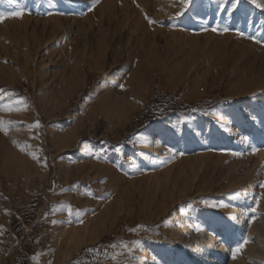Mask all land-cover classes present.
Segmentation results:
<instances>
[{"label": "rangeland", "instance_id": "374dc122", "mask_svg": "<svg viewBox=\"0 0 264 264\" xmlns=\"http://www.w3.org/2000/svg\"><path fill=\"white\" fill-rule=\"evenodd\" d=\"M17 4L22 16L0 22V105L27 108L0 111L14 122L0 131V264H257L264 8L0 0V13Z\"/></svg>", "mask_w": 264, "mask_h": 264}, {"label": "snow or ice", "instance_id": "6c2138e0", "mask_svg": "<svg viewBox=\"0 0 264 264\" xmlns=\"http://www.w3.org/2000/svg\"><path fill=\"white\" fill-rule=\"evenodd\" d=\"M98 0H93V4L97 3ZM192 0H180V4H181V8L180 11H178L175 15L176 17H179L181 15H183L184 11L187 10V8L190 6ZM252 3H254L256 5V7L259 8H264V3L259 2V0H251ZM23 14V8H21L18 4L15 7V10L13 11H8V12H3L0 13V22H2L5 18H19L21 17ZM147 18V17H146ZM150 23H153V21L149 20ZM216 29H213V31H215ZM224 31H228L227 28L224 29ZM123 87V86H121ZM27 108V104L22 100V99H17L14 101H11L9 103L6 104H2L0 105V111H6V112H11V111H22V110H26ZM193 111H195V109H193ZM14 124L13 121H5L3 119H0V131L4 132L5 134H7L9 127L12 126ZM39 122L37 121L35 124L32 125H28V127L31 128H38ZM13 143H16V141H13ZM18 147H20V145H17ZM30 147V146H27ZM24 150V147H21V151ZM118 150V149H117ZM171 151V150H169ZM253 151H258V149H253ZM30 155H32L33 159H37V156L35 153H29ZM234 155H239V153H233ZM261 187L264 188V182H261ZM88 195H91V193H88ZM205 203H209L207 201H205ZM259 203H260V197L256 198V204L253 207L249 208V212L254 214L252 215L251 219L249 220V223H251L252 221H254L256 219L257 216L264 214V213H260L258 211V207H259ZM212 206H218L213 204ZM222 206V205H219ZM69 214L71 215L72 213V209L69 207L68 209ZM76 215L80 216L81 212L80 211H76ZM143 227V226H140ZM134 230V229H133ZM251 240V237L249 236H244L241 238V240H239L236 245L231 249V255L232 258L235 259L245 248V245L248 244ZM113 247H115V245H113ZM122 247L127 248V244H123ZM131 249H129L130 251ZM115 258V257H113Z\"/></svg>", "mask_w": 264, "mask_h": 264}, {"label": "bare ground", "instance_id": "6f19581e", "mask_svg": "<svg viewBox=\"0 0 264 264\" xmlns=\"http://www.w3.org/2000/svg\"><path fill=\"white\" fill-rule=\"evenodd\" d=\"M257 102V99L256 98H253L252 100H251V103L252 104H255ZM251 104V105H252ZM224 110V112H226V108H224L223 109ZM220 117V116H219ZM262 123H264V111L262 112V113H260L259 115H257V117H255V119H254V125H253V127H252V133L254 134V136L256 135L257 137H259V141H260V139H262V138H264V129L263 128H261V125H262ZM252 136V135H251ZM263 140V139H262ZM158 144H160V143H158ZM259 144V142H257V145ZM157 145V144H156ZM158 146V145H157ZM238 199V198H237ZM239 200V199H238ZM240 213V211L239 210H237V211H234V213H233V215H232V217L230 218V220H228L229 221V224L227 225V227H225V229H224V234L225 235H232L233 234V232L235 231V230H237L239 227V221H238V214ZM199 215H198V217L199 218H204L205 217V213H203V212H199L198 213ZM223 228V223L222 222H219V223H217L216 224V226H215V228L214 229H212V230H214V231H219V230H221ZM63 229H64V227H63ZM240 229V228H239ZM238 236V235H237ZM251 236V235H250ZM261 243V242H260ZM262 244L264 245V243L262 242ZM262 244H261V246H262ZM215 247V246H214ZM259 247H260V245H259ZM245 249V248H244ZM213 243H210V245L207 247V251L208 252H210V253H214L213 252ZM251 250V249H250ZM67 252H69V251H67ZM70 252H72L71 250H70ZM207 252V253H208ZM224 252V251H223ZM223 252H222V254H223ZM198 254V253H197ZM220 254V253H219ZM261 254V253H260ZM67 255V254H66ZM65 255V256H66ZM70 258V255H68L67 256V258ZM64 258V257H63ZM248 258V257H247ZM255 263H257V264H260L261 262H264V255H262V256H258L257 257V259L255 258ZM63 261H66L65 259L63 260ZM212 263V260H211V256L208 254L207 256H205V258L203 259V261H202V264H211ZM264 264V263H263Z\"/></svg>", "mask_w": 264, "mask_h": 264}]
</instances>
